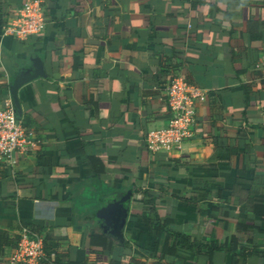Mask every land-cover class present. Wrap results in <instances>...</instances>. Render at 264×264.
I'll list each match as a JSON object with an SVG mask.
<instances>
[{
	"label": "crops",
	"instance_id": "0c3cea01",
	"mask_svg": "<svg viewBox=\"0 0 264 264\" xmlns=\"http://www.w3.org/2000/svg\"><path fill=\"white\" fill-rule=\"evenodd\" d=\"M23 1L0 0V104L32 57L45 76L17 90L38 141L15 166L0 163V264L22 226L58 253L48 264H110L126 249L145 264H264L179 244L159 255L164 234L139 200L141 189L159 194L160 219L190 239H226L230 221L258 205L264 228V0H44V28L20 38L8 26ZM176 74L204 89L194 134L151 153L142 138L164 123L163 86ZM128 191L119 238L110 221ZM254 233L240 242L264 247Z\"/></svg>",
	"mask_w": 264,
	"mask_h": 264
},
{
	"label": "built area",
	"instance_id": "2783aa9c",
	"mask_svg": "<svg viewBox=\"0 0 264 264\" xmlns=\"http://www.w3.org/2000/svg\"><path fill=\"white\" fill-rule=\"evenodd\" d=\"M44 0H24L18 15L8 26L13 35L25 38L41 31L45 26ZM258 63L264 69V47ZM163 91L167 117L161 125L147 128L142 143L151 153L170 154L179 150L193 134L197 124L196 103L204 96V89L190 83L180 74L166 80ZM32 133L16 117L12 98L5 95L0 104V163L13 167L17 154L26 145L36 143ZM45 256L42 238L28 226L18 231L17 242L9 255L10 264H39Z\"/></svg>",
	"mask_w": 264,
	"mask_h": 264
},
{
	"label": "trees",
	"instance_id": "16d2710c",
	"mask_svg": "<svg viewBox=\"0 0 264 264\" xmlns=\"http://www.w3.org/2000/svg\"><path fill=\"white\" fill-rule=\"evenodd\" d=\"M16 117L21 121L23 126L28 128L29 122L27 121L26 117H20L17 115ZM140 193H141L139 199L140 202H146V203L151 202L150 204L144 206L143 209H141V216L144 222L148 227L153 228L157 232L158 237L162 233L164 234L159 255L172 254L175 248L174 246L176 244H179V245H188L187 246L188 249H193L195 253H197L199 248L202 247V250L206 255H208V257H210L214 251L222 250L225 253L229 252L232 255L235 254L242 257L249 255H257L260 260L264 261V247H260L257 244L244 245L240 242V240L243 239L244 236L254 235L255 231L264 232V228L261 227V221L259 217L260 216L259 209L261 205H258L256 208L253 207L252 215L240 211L236 219L230 221L228 225L229 230L226 239L223 238L221 241L214 240V241L206 242V241L198 240L196 238L190 239L189 231L177 232L170 229L168 227V224L172 221V218L165 217L164 219H160V215L157 209L155 208V204L157 200L161 198V196H159V194H157L156 192L151 191V189H141ZM154 199L155 201L153 202ZM206 217L209 219H215V216L211 215L210 213H207ZM246 219L251 221V223L245 222ZM224 221L227 223L228 220L225 218ZM169 238H173L172 243L170 244L167 243V240H169ZM42 242L45 251V256L43 259H41L39 264H48L50 262L53 263L55 259H52L51 261L50 256L52 253H54L56 257L58 253H55L53 249L51 250L50 248H48L45 245L43 238H42ZM128 245L127 243H125L124 248L126 249ZM157 245H158V241L154 244V247H156ZM111 248L112 245L110 243V249ZM130 255H131L130 250L126 249L124 250L123 253H121L120 259L114 260V262L110 264H145L140 262L138 259L130 257ZM66 264H73V263H66ZM152 264H162V263L159 262L158 259V261H155Z\"/></svg>",
	"mask_w": 264,
	"mask_h": 264
},
{
	"label": "water",
	"instance_id": "95a60500",
	"mask_svg": "<svg viewBox=\"0 0 264 264\" xmlns=\"http://www.w3.org/2000/svg\"><path fill=\"white\" fill-rule=\"evenodd\" d=\"M31 61H32V65L30 67H22L21 69L18 70L17 74L13 77L12 84L9 89L14 106V111L17 116L21 115V107L17 97L18 88L22 84L38 76H45V72L42 67V61L38 57H32ZM129 194H130L129 191L126 192L124 194L123 200L117 202V204L122 208L118 210L115 215L112 216V220L110 221L112 222L111 232L114 233L119 238H122V223L127 213Z\"/></svg>",
	"mask_w": 264,
	"mask_h": 264
}]
</instances>
